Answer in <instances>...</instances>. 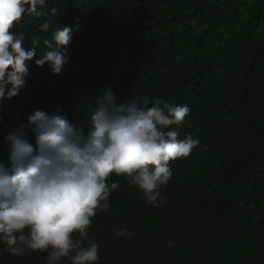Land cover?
I'll use <instances>...</instances> for the list:
<instances>
[{
    "label": "trees",
    "instance_id": "trees-1",
    "mask_svg": "<svg viewBox=\"0 0 264 264\" xmlns=\"http://www.w3.org/2000/svg\"><path fill=\"white\" fill-rule=\"evenodd\" d=\"M64 26L70 60L53 75L35 59ZM13 30L25 33L22 47L39 48L29 87L4 101L0 160L17 117L59 105L79 125L106 88L118 101L161 96L191 109L178 131L201 144L171 162L164 206L109 178L121 186L93 219L99 264H264V0H48ZM125 221L130 235L117 237ZM47 255L16 257L0 244V264H46Z\"/></svg>",
    "mask_w": 264,
    "mask_h": 264
},
{
    "label": "clouds",
    "instance_id": "clouds-1",
    "mask_svg": "<svg viewBox=\"0 0 264 264\" xmlns=\"http://www.w3.org/2000/svg\"><path fill=\"white\" fill-rule=\"evenodd\" d=\"M47 4L0 0V113L5 100L29 87V64L39 48L38 40H32V48L22 47L26 35L14 26L26 15L40 16ZM40 28L48 31L49 23ZM72 33L71 26L53 28L35 64L62 75ZM190 112L187 104L161 96L118 101L106 88L79 125L59 105L51 113L34 109L26 121L17 117L4 137L7 159L0 160V244L16 257L48 253L46 264H99L93 219L111 207V196L121 186L120 180L109 178L122 177L147 204L164 206L171 162L188 158L201 144L191 134L180 138L178 128L188 122ZM3 119L0 114V123ZM114 233L129 236L127 222Z\"/></svg>",
    "mask_w": 264,
    "mask_h": 264
}]
</instances>
